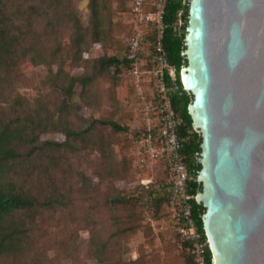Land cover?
<instances>
[{"label":"trees","instance_id":"trees-1","mask_svg":"<svg viewBox=\"0 0 264 264\" xmlns=\"http://www.w3.org/2000/svg\"><path fill=\"white\" fill-rule=\"evenodd\" d=\"M87 1L90 21L88 26L84 27L71 0H0V84L3 82L10 84L24 76L25 67L32 69L30 72L44 69L47 71V81L58 91L62 100L59 112L50 113L45 111V108L42 111L43 108L40 106L33 109L24 103L23 98L14 97L15 104L19 107H14L15 104L9 106L12 110L11 116L8 119H0V264H7V261L15 264L28 246L30 234L37 228L38 218H41L45 211H56L64 207V199L40 198L23 190L18 181L24 178L19 173L24 165L33 168L39 162L45 164V171L49 172L50 168L55 171L61 167L59 155L67 149L95 142L89 138L92 131L97 128H108L115 134L129 133L130 150L132 138L142 131L140 122L136 129L129 130L128 127L106 119H90L86 127L74 130L67 120L61 119L60 114L72 103V97H79L82 101L86 98L88 87L93 80L110 69L113 75H119L122 70H127L132 79L131 70L135 56L128 45L132 33L129 8L126 12L130 27L126 31L124 52L114 56L99 54L87 75H71L72 68L84 59L90 46L92 49L97 47L101 50L106 36L102 12L107 0ZM121 1L117 0V5H121ZM149 1L145 0V3ZM188 1H165L164 29L160 42L167 58L165 81L178 86V91L170 100L175 116L181 120L178 128V136L182 139L180 155L184 165L196 179L200 170L198 164L200 138L194 131L188 114L192 97L183 90L180 81V71L186 65L182 53L185 50ZM76 108L80 109V106L76 105ZM47 130L60 134L62 139L60 141L44 139L41 133L44 135ZM128 159L131 174L139 191H132V195L116 196L113 203L122 206L132 202L141 204L143 195L148 209L158 214L165 208L166 218L169 194L168 172L164 164L158 163L163 171V176L158 177L157 173L153 175L151 168L147 167L143 168L142 173H138L131 155ZM146 179L150 181L141 182ZM190 191L196 196L201 187L195 182L191 184ZM193 206L195 223L204 234L202 229L204 208L195 202ZM169 233L175 237L176 245L184 255L185 264H193L189 245L176 233L171 231ZM207 253L210 256L208 250Z\"/></svg>","mask_w":264,"mask_h":264},{"label":"rangeland","instance_id":"rangeland-1","mask_svg":"<svg viewBox=\"0 0 264 264\" xmlns=\"http://www.w3.org/2000/svg\"><path fill=\"white\" fill-rule=\"evenodd\" d=\"M71 2L82 25L87 27L88 1ZM130 5L131 0H122L121 5H117V0H107L102 12L104 44L101 50L90 46L84 59L72 68L71 75H87L99 54L114 56L124 52L126 31L130 27L126 11ZM150 51L140 56L143 64L149 62ZM31 70L25 67L24 76L10 84H0L1 120L11 116L9 106L16 103L14 97L23 98L33 109L40 106L42 111L45 108L50 113L59 112L61 96L47 81V71ZM139 112L140 102L129 72L122 70L119 75H113L110 69L93 80L82 101L73 96L72 103L60 116L74 130L86 127L90 119L110 120L133 130L138 127ZM91 134L89 139L95 142L67 149L59 155L61 167L55 171L52 168L45 171V164L39 162L33 168L24 165L19 171L24 178L18 183L25 192L40 198L64 199V207L45 211L38 218L37 228L15 264H185L175 237L169 230L155 229L156 222L166 219L165 208L154 214L144 203L143 195L141 204L113 203L116 196L139 191L128 159L130 134H115L108 128H97ZM42 136L62 139L51 130L41 133ZM151 173L162 177V167L154 164ZM7 264L12 263L7 261Z\"/></svg>","mask_w":264,"mask_h":264},{"label":"water","instance_id":"water-1","mask_svg":"<svg viewBox=\"0 0 264 264\" xmlns=\"http://www.w3.org/2000/svg\"><path fill=\"white\" fill-rule=\"evenodd\" d=\"M184 45L213 264H264V0H189Z\"/></svg>","mask_w":264,"mask_h":264},{"label":"built area","instance_id":"built-area-1","mask_svg":"<svg viewBox=\"0 0 264 264\" xmlns=\"http://www.w3.org/2000/svg\"><path fill=\"white\" fill-rule=\"evenodd\" d=\"M165 1L145 3V0H131L128 11L132 22L128 45L135 56L131 76L140 102L139 122L142 128L141 133L132 138L130 155L138 173L156 163H163L168 172V215L165 220L156 222L155 229L174 232L187 243L193 264H213L211 254L207 255L209 246L206 238L193 216L195 195L191 193L190 186L196 179L180 155L182 139L178 136V128L181 120L175 116L170 100L178 86L165 81L167 58L160 42ZM149 49L150 60L143 64L140 56ZM148 181L150 179L141 182Z\"/></svg>","mask_w":264,"mask_h":264}]
</instances>
